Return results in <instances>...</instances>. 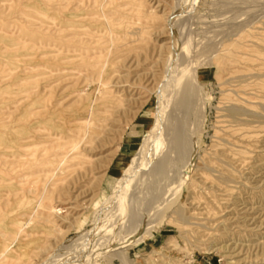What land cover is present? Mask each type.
<instances>
[{
    "label": "rangeland",
    "instance_id": "obj_1",
    "mask_svg": "<svg viewBox=\"0 0 264 264\" xmlns=\"http://www.w3.org/2000/svg\"><path fill=\"white\" fill-rule=\"evenodd\" d=\"M0 264H264V0H0Z\"/></svg>",
    "mask_w": 264,
    "mask_h": 264
},
{
    "label": "bare ground",
    "instance_id": "obj_2",
    "mask_svg": "<svg viewBox=\"0 0 264 264\" xmlns=\"http://www.w3.org/2000/svg\"><path fill=\"white\" fill-rule=\"evenodd\" d=\"M251 1H253V0H251ZM248 211V210H247ZM255 212V211H254ZM233 219V218H232Z\"/></svg>",
    "mask_w": 264,
    "mask_h": 264
}]
</instances>
